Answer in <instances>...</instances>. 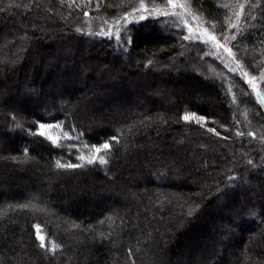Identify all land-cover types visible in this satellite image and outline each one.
<instances>
[{"label": "trees", "instance_id": "trees-1", "mask_svg": "<svg viewBox=\"0 0 264 264\" xmlns=\"http://www.w3.org/2000/svg\"><path fill=\"white\" fill-rule=\"evenodd\" d=\"M144 3L152 8L165 0ZM240 3L244 9L231 49L242 68L257 75L264 71V0ZM191 4L216 24L218 34L231 28L230 14L239 12L237 3L229 6L224 0ZM139 5L140 0H0V264H159L164 252L173 262L185 236L229 231L224 248L236 245L238 253L214 264H264V249H254L257 229L264 230V106L206 44L184 39L185 25L174 16L132 20L117 37L93 32L122 21ZM41 15L58 19L62 29L22 28ZM84 23L92 26L78 37L75 32ZM181 48L190 52L180 60L184 71L176 72L165 61ZM85 56L100 64L90 65ZM195 57L205 60L206 72L185 74ZM142 73L149 81L137 80ZM76 75L84 82L72 89L69 79ZM89 83L108 90L142 87L145 93L113 99L99 93L86 106L104 99L128 104L137 98L145 104L116 119L102 116L100 125L79 120L73 108ZM25 89L39 93L27 96ZM55 89L62 91L68 109L47 106L56 103ZM35 97L40 106H32ZM162 99L169 108L158 105ZM186 113L207 120L186 121ZM41 123L52 125L43 130L49 134H39ZM178 136L187 139L178 156L164 151L181 140ZM104 142L111 147L99 155L107 163L89 164L92 145ZM249 189L257 191L239 206L238 191L242 196ZM219 202L225 212L213 209ZM230 219L235 222L226 224ZM152 226L162 227L160 235L175 231L168 251L157 243L149 250L143 243ZM260 239L264 243V236ZM50 242L57 245L55 252ZM138 249L143 250L139 257ZM196 260L191 257L187 264Z\"/></svg>", "mask_w": 264, "mask_h": 264}, {"label": "rangeland", "instance_id": "rangeland-1", "mask_svg": "<svg viewBox=\"0 0 264 264\" xmlns=\"http://www.w3.org/2000/svg\"><path fill=\"white\" fill-rule=\"evenodd\" d=\"M233 1L232 3H229ZM238 2L240 3L241 0H224V3L229 5L232 4V6L234 4H238ZM177 4H183L184 7H175L173 8L171 5H169L167 3V0H165V3L158 6L157 8L160 9V11H155V12H150V13H144V15L146 17H156V16H166L164 15V12H167V16H171V17H176L178 19H180V21L185 25V21L187 22L188 25H191L192 26V29L193 31L191 33H189V30L188 28L185 26L186 28V34L187 35H190L191 36V39H188V40H192V41H196V42H201V43H204L203 40H204V37L201 35V30L203 29H207V31L211 32L212 34L216 35L217 39L220 40V42L222 44H225L227 47L231 48V45H232V39L234 38V34L236 35V33L238 32L237 29L235 30L234 32V28L231 27L229 28L228 31H226V33H222V34H218L216 32H214V30L217 28L216 27V24L212 23V22H209L206 20V18L203 16L202 13L199 12V10L195 7H193V5L191 4V0H177ZM232 11V10H231ZM238 11H235V12H232L230 14V17L228 20H230V24H238L239 21H237L236 19V13ZM139 16H140V12L139 11H136V12H133L131 13V15H127V20L125 21L126 18H124L122 21H113V22H109V23H106V24H103L101 26H99L98 29H94L93 32H95L96 34H101V35H109V36H116L120 33V31L122 30L123 26L125 24H127L128 22L132 21V20H137L139 19ZM240 19V17H239ZM140 20V19H139ZM237 21V22H236ZM60 22L58 19H47L46 17H43L42 15L39 17V20L37 21V23H29L28 25L25 24L23 25V29L24 30H27L28 32L29 31H34V30H37L39 28H41L44 32H49L48 30L54 26H56L57 28L59 27L60 29H62V25L64 24H56ZM35 24V25H34ZM229 24V23H228ZM229 24V25H230ZM92 25L89 24L87 25V23H84V27L83 28H80L78 30H76L75 34L79 37H83L85 33H88L87 29L89 30V28L91 27ZM87 27V28H85ZM233 28V30H232ZM84 30V31H83ZM232 31V32H231ZM249 33V31H248ZM10 34H12V32H10ZM163 34H167V31H164ZM238 34V33H237ZM75 35V36H76ZM197 36H201L200 39H197ZM227 37V39H225ZM207 45V49L210 53L211 56H218V58L233 72H236L237 74H240L241 77L246 81V83L249 85V83L247 82L248 78H254L256 84H257V89L256 91H254V93L257 95V92L261 93V94H264V90H263V85H264V71H261L259 72L257 75L255 74H251L249 73L248 71L244 70L241 66V63L236 59V56L235 54L233 53V56H229L227 52L224 51L223 48H217L215 47L210 41L208 43H204ZM47 51H53V49L51 48H48L46 49ZM207 51V52H208ZM190 52V50L188 48H181V50L175 54V58H169L165 61V65L167 64H171L173 67H176V72H183L184 71V67H182V65L180 64V60L181 59H184V57H186L188 55V53ZM78 58H80V53L78 55ZM85 60L87 62L90 63V65L92 66H96L100 64V61L99 60H91L90 58H88L87 56H85ZM205 59V57H204ZM126 62V65H130V58H125L124 60ZM132 62V60H131ZM160 65H163L160 64ZM188 65V66H187ZM186 66L189 68V72H186L185 74H189V73H194L196 75H200L202 74V71L205 70L206 72V68H207V63L205 62V60H203L202 58L200 57H195L190 63H188ZM160 68H162V66H157V70H160ZM201 70V71H200ZM201 72V73H200ZM244 72H247L248 73V77H244L243 74ZM200 73V74H199ZM203 76V75H202ZM63 78V77H61ZM206 78H209L211 79L212 77L210 76H205V79ZM70 80V83H71V87L73 89V87L75 86H80V84L82 82H84L83 79L79 78L78 75L75 76V78H71L69 79ZM137 80L138 81H142V82H147L149 81V78L144 75V73L142 74H139V76H137ZM74 81V82H73ZM73 82V83H72ZM66 85V84H65ZM73 85V86H72ZM250 86V85H249ZM140 87V86H139ZM142 87H140V89H136V88H133L131 90V88L128 90V89H124V88H121V89H101L99 87H96V85L94 83H89V89L88 91L81 96V99L80 101L78 102V104L76 105V107L73 108L74 111L80 113L79 117H77L79 120H84L88 123H91V124H97V125H100V121H99V118H102V116H104L103 118H105L108 114V117L111 116V118H114L116 119V117H120V116H123V113L125 115V111L126 113L129 111L128 109H131L133 107H139L143 104H145L144 102H139L136 99H134V102H131V103H128V104H123L121 102H111L109 100H102L100 102H97L96 103H92L91 107L89 106H86V102H91V100L93 99L92 96L95 97V95L99 94V93H104L106 94V98H110V99H113V98H116L117 95H119L118 97H120L122 94L126 93L128 94L129 96H132L131 94L135 92L139 95H144V91L141 89ZM251 88V86H250ZM72 89H70L72 91ZM252 89V88H251ZM47 92H49L51 89L50 88H47L45 89ZM25 95L27 96H30L31 94H37L39 93V90L35 89L34 90H30V89H25ZM253 91V89H252ZM53 92V96H55V99H56V103L53 104L52 102L48 101L50 104H48L47 106L48 107H51V106H54L55 108L59 109V110H63L64 108L68 109L69 107V104L67 103V101L64 99V96L62 94V91L61 90H54V91H51ZM121 94V95H120ZM136 94V95H137ZM61 96V97H60ZM92 97V98H91ZM162 98V97H160ZM38 98L35 97L34 100L31 101V104L32 106H40V102L38 103ZM159 106H162L164 108H169L171 105V103L165 101V100H161V102H158ZM111 105V106H110ZM109 106V107H108ZM18 109H16L17 111ZM112 110H116V112L118 114H111L109 113L108 111H112ZM128 110V111H127ZM192 120H195V119H192ZM205 120H201L200 123L202 124H205ZM50 132H47L46 134H49ZM185 135L187 136V133H185ZM53 137V136H51ZM181 139V136H178V140ZM187 139H181L180 141L178 142H174V143H171L170 145L167 146L166 149H163L164 151L165 150H168V151H173L175 155H177L178 153V150L177 149H181L183 150L182 148L186 146L187 142H186ZM142 149V148H141ZM144 150L147 149V147H143ZM178 156V155H177ZM209 162V161H208ZM261 164V162H260ZM259 164V165H260ZM207 173L211 174V171L206 169ZM152 178V177H151ZM191 181L195 182L194 180L191 179ZM194 184V183H193ZM257 191V190H255ZM254 191V192H255ZM239 193V206H244L245 205V199L250 197L249 195L252 196V194L254 193L253 190L249 189L248 192L249 194H243L242 193V196L240 195V191H238ZM248 196V197H247ZM255 203V200L252 199ZM221 203L222 202H219V203H216L215 204V207L214 208H218L220 207L221 211L223 210L224 212L227 210L225 207H222L221 206ZM224 204V203H223ZM225 205V204H224ZM224 208V209H223ZM228 208V207H227ZM206 212L210 211V209H206L205 210ZM223 220V223H224V219ZM124 222V221H122ZM169 222V221H168ZM230 222H235L234 220H226V224H229ZM236 226L238 227L239 224L237 223ZM240 227H238L239 229ZM162 230V227L160 226L158 228V226H152V228H149V230H147L148 232L147 233V238L145 240V242L143 241V243H145V246L149 249V250H152L154 245L157 243V244H160V245H164L166 250L168 249L169 246H172V244H174L175 241V231H165L163 232L162 235L159 234V232ZM182 231H185L184 229H179V232H182ZM236 231V230H235ZM227 232V231H226ZM240 232V230L238 231V233ZM237 233V232H236ZM145 234V232H144ZM231 235H232V232H228L226 234L224 233H218V232H215V233H206L204 235H199L198 237H187L185 236L184 237V241H185V244L184 246L182 247V249L180 250V254L178 256L177 259H175L173 262L170 261V256H169V253L168 252H164L163 255H161V257H159V264H187L188 261L191 259V257H194L195 259H197L195 262L193 263H205V264H214L216 263L217 261H220L221 259H223L226 255L225 254H228L229 252L230 253H233V255L237 254L238 253V248L235 246H231V245H227L226 248H224V245H226L228 242L226 241L228 239L231 238ZM264 236V230H260V229H257V234H256V241H257V246H255V250H262L264 249V243H262L261 241V237ZM209 239V241L211 242H208L206 246L203 242V240L205 241V239ZM46 243V241L44 242ZM223 246V248H221V250H215V249H219V247H221V245ZM237 244H240V243H237ZM219 246L217 248V246ZM55 246V251L57 250V245L54 243V242H50L49 243V247H50V250L52 249V247ZM207 247V248H205ZM213 247L214 250H213ZM201 249V250H200ZM206 249H209L206 251ZM142 249H138L136 250V253L139 257L140 253ZM223 250V251H222ZM52 251V250H51ZM143 251V250H142ZM168 251V250H167ZM199 251H202V255L199 256ZM53 252V251H52ZM201 254V253H200ZM190 264V262H189Z\"/></svg>", "mask_w": 264, "mask_h": 264}, {"label": "snow or ice", "instance_id": "snow-or-ice-1", "mask_svg": "<svg viewBox=\"0 0 264 264\" xmlns=\"http://www.w3.org/2000/svg\"><path fill=\"white\" fill-rule=\"evenodd\" d=\"M167 3L169 5H171L173 8L175 7H184L183 4H177V0H167ZM237 7L239 9V12L236 13V19L237 21L239 20V17L240 15L242 14L243 12V9H244V4L243 3H238L237 4ZM136 11H139L140 12V16H139V19L140 20H144L146 19L147 17L144 15V13H150V12H155V11H160V9H158L156 6H153L152 8H149L145 3H144V0H140V5H139V9H136L134 8L133 9V12H136ZM85 15H87V13H85ZM128 15H131V13H129ZM164 15H167V12H164ZM127 18V17H125ZM185 26L188 28L189 30V33H191L193 31L192 29V26L191 25H188L187 22L185 21ZM230 27H238V24H230ZM201 35L204 37V40L203 42L204 43H208L209 41L217 48H223L225 52L228 53L229 56H233V52H232V49L227 47L225 44H222L220 42V40L217 39L216 35L212 34L211 32L207 31V29H203L201 30ZM184 39H191V36L190 35H186L183 37ZM201 36H197V39H200ZM227 39V37L225 38ZM244 77H248V73L247 72H244L243 74ZM247 82L249 83V85L251 86V88L253 89V91H256L257 89V84L254 80V78H248ZM257 100L258 102L260 103L261 106H264V94H261L259 92H257ZM183 119L186 120V121H189V120H192V119H195L197 123H199L201 120H207V117H203V116H197L195 113H192V114H185L183 116ZM49 127H52V125H47V124H44V123H41L39 125V128L41 129L40 131V135L41 136H45L46 133L45 131H43L44 129L46 128H49ZM208 131L210 132H216L215 128H209ZM217 135H219V133H216ZM238 135H242V133H238ZM250 135H254V134H251ZM48 139H51L53 143H56V139L51 137V136H48L47 137ZM113 139H115V137H112ZM92 147L94 148L95 152H94V155L88 157V163L89 164H92V163H95L97 160H99V162L101 164H106L107 161L105 159H103V157H101L99 154L101 153L102 150H108L110 149V144L107 143V142H104V143H101V144H97V145H92ZM81 159H83V157H81ZM249 163H251V161H249ZM58 167H68V168H74V167H77V165H73V164H67V165H60L59 163L57 164ZM37 228V238L40 240L41 242V247H45V243H44V236L41 235L39 233V226L36 225L35 226ZM53 252H55V246L52 247L51 249Z\"/></svg>", "mask_w": 264, "mask_h": 264}]
</instances>
